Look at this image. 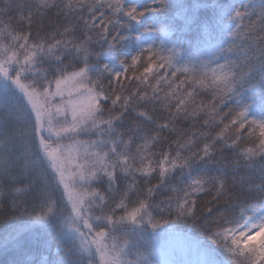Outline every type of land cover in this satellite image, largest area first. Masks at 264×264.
I'll use <instances>...</instances> for the list:
<instances>
[{
  "label": "snow or ice",
  "instance_id": "obj_1",
  "mask_svg": "<svg viewBox=\"0 0 264 264\" xmlns=\"http://www.w3.org/2000/svg\"><path fill=\"white\" fill-rule=\"evenodd\" d=\"M0 197L12 264H264V0H0Z\"/></svg>",
  "mask_w": 264,
  "mask_h": 264
},
{
  "label": "trees",
  "instance_id": "obj_2",
  "mask_svg": "<svg viewBox=\"0 0 264 264\" xmlns=\"http://www.w3.org/2000/svg\"><path fill=\"white\" fill-rule=\"evenodd\" d=\"M206 2L211 3L212 0H206ZM201 17L206 18L211 16L212 11L210 8L201 9ZM169 15H175L174 10L169 13ZM190 39H195L197 33L190 32ZM10 217L14 219L9 220ZM29 223V218L24 214V206L20 205L18 208L12 206V199L8 197H0V241H3L9 234L16 235L17 230L19 235L22 237L24 242V249L34 247L35 237L39 234V229L34 228L32 231L26 230L25 226ZM176 232L187 233L188 235L198 238V231L192 229L189 225L179 223L175 229ZM20 258L19 252L16 248L9 247L7 251L0 248V264H12L14 260ZM25 259H30V255H25Z\"/></svg>",
  "mask_w": 264,
  "mask_h": 264
},
{
  "label": "rangeland",
  "instance_id": "obj_3",
  "mask_svg": "<svg viewBox=\"0 0 264 264\" xmlns=\"http://www.w3.org/2000/svg\"><path fill=\"white\" fill-rule=\"evenodd\" d=\"M260 237H256V241H259ZM170 249L175 250L174 255H169L165 253L164 255L160 256V259L163 260H180V259H190L192 258L189 254L186 253L185 251V246L182 242L180 241H173L170 244Z\"/></svg>",
  "mask_w": 264,
  "mask_h": 264
}]
</instances>
